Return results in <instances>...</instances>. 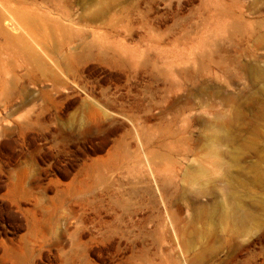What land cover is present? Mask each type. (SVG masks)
I'll return each instance as SVG.
<instances>
[{"label":"rangeland","instance_id":"1","mask_svg":"<svg viewBox=\"0 0 264 264\" xmlns=\"http://www.w3.org/2000/svg\"><path fill=\"white\" fill-rule=\"evenodd\" d=\"M0 264H264V0H0Z\"/></svg>","mask_w":264,"mask_h":264}]
</instances>
